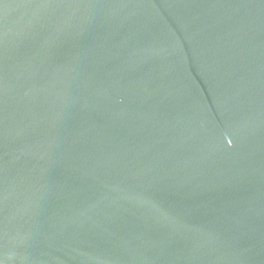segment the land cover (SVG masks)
Returning <instances> with one entry per match:
<instances>
[{
	"label": "water",
	"instance_id": "1",
	"mask_svg": "<svg viewBox=\"0 0 264 264\" xmlns=\"http://www.w3.org/2000/svg\"><path fill=\"white\" fill-rule=\"evenodd\" d=\"M0 264H264V0H0Z\"/></svg>",
	"mask_w": 264,
	"mask_h": 264
}]
</instances>
